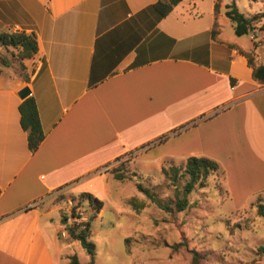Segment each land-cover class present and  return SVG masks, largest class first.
Masks as SVG:
<instances>
[{
  "label": "crops",
  "instance_id": "0c3cea01",
  "mask_svg": "<svg viewBox=\"0 0 264 264\" xmlns=\"http://www.w3.org/2000/svg\"><path fill=\"white\" fill-rule=\"evenodd\" d=\"M157 1L0 0V33L37 41L21 74L7 61L16 50L0 46V264H68L60 215L41 201L85 192L98 169L164 137V154L143 167L206 157L238 206L264 192V84L244 55L253 47L234 35L223 0L217 15L215 0H182L162 19ZM26 86L45 135L34 153L19 123Z\"/></svg>",
  "mask_w": 264,
  "mask_h": 264
},
{
  "label": "rangeland",
  "instance_id": "374dc122",
  "mask_svg": "<svg viewBox=\"0 0 264 264\" xmlns=\"http://www.w3.org/2000/svg\"><path fill=\"white\" fill-rule=\"evenodd\" d=\"M223 2L234 3L247 18L257 16L248 35L237 39L253 47L246 52L252 61L258 55L259 63H264V17L261 16L264 0ZM254 49L258 50L257 54ZM11 55L13 58L7 60L11 63L10 70L21 74L17 52L12 51ZM163 139L114 160L98 169L95 173L98 176L89 185L86 182L80 185L81 191L91 193L102 202L99 211L80 197L82 192L70 187H63L41 201L47 210L56 209L60 215L58 225L66 235V239L58 237V242L65 247L63 253L75 255L80 263L90 260L85 249L72 241L66 230L77 227L73 219L80 216L91 219L93 264H190L192 251L202 256L200 264H264V221L256 214L255 200L245 207L238 206L240 200L228 195L220 172L210 176L204 188H196L187 196L188 207L182 212L165 213L137 191L136 185L140 184L160 201L173 200L174 187L164 180L160 170L168 164L180 166L185 157L166 159L155 169L143 167V163L164 154ZM116 175L123 179L117 180ZM185 180L178 185H183ZM132 202L144 203L145 207L137 212ZM125 239H129L128 247ZM183 240L186 246L178 250L169 247Z\"/></svg>",
  "mask_w": 264,
  "mask_h": 264
},
{
  "label": "trees",
  "instance_id": "16d2710c",
  "mask_svg": "<svg viewBox=\"0 0 264 264\" xmlns=\"http://www.w3.org/2000/svg\"><path fill=\"white\" fill-rule=\"evenodd\" d=\"M182 0H158L152 5V10L158 19L165 18L172 9L178 5ZM222 0H215L214 15L220 12V4ZM224 16L230 21L233 27V33L236 37L248 35L252 21L256 20L257 16L252 18L245 17L238 11L234 3L227 4L224 7ZM264 17V13L261 15ZM217 29L216 22L213 23L211 35L215 36ZM0 46L3 48H12L17 52V60L20 68L24 70L23 61L32 59L37 53V41L34 34H26L24 32L0 33ZM247 58V64L252 69V78L260 84H264V63L254 65L252 57L244 54ZM19 123L21 129L26 133L27 147L30 152L34 153L42 141L44 140V132L41 128L36 102L32 96L22 100L18 105ZM161 141V140H160ZM219 172L218 164L206 157H188L183 165L175 166L173 164L164 165L161 167L160 173L164 180L174 187V198L171 201H160L149 190L142 185L137 184L136 189L143 194L150 203L154 204L158 209L165 213H170L173 210L182 212L188 207L187 196L196 188L202 189L206 186L207 179ZM117 180H122L121 175H116ZM186 178L183 185H178L179 182ZM80 197L88 202L96 211L102 207V202L87 192H82ZM135 211L139 212L144 207V203H131ZM256 209V214L264 221V193L258 195L253 205ZM68 236L74 242H79L90 256V260L85 264H93V256L95 247L90 239L91 233V219L86 223L78 224L77 227L66 228ZM129 239H125L126 246ZM168 246V245H166ZM186 246L183 240L178 244L169 246L173 250H178L180 247ZM128 247V246H127ZM202 256L196 251L191 252L190 264H200ZM68 264H84L80 263L75 255L69 258Z\"/></svg>",
  "mask_w": 264,
  "mask_h": 264
},
{
  "label": "water",
  "instance_id": "95a60500",
  "mask_svg": "<svg viewBox=\"0 0 264 264\" xmlns=\"http://www.w3.org/2000/svg\"><path fill=\"white\" fill-rule=\"evenodd\" d=\"M18 96L21 100H24L25 98H27L28 96H30V90L29 88L26 86L23 89H21L18 93Z\"/></svg>",
  "mask_w": 264,
  "mask_h": 264
},
{
  "label": "built area",
  "instance_id": "2783aa9c",
  "mask_svg": "<svg viewBox=\"0 0 264 264\" xmlns=\"http://www.w3.org/2000/svg\"><path fill=\"white\" fill-rule=\"evenodd\" d=\"M74 221H77V225L78 224H81V223H83V222H81L80 220H84L85 222L84 223H86L88 220L87 219H85V218H83V217H80V216H76V218L75 219H73Z\"/></svg>",
  "mask_w": 264,
  "mask_h": 264
}]
</instances>
